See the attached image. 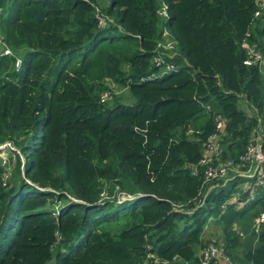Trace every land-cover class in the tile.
<instances>
[{
  "label": "trees",
  "instance_id": "trees-1",
  "mask_svg": "<svg viewBox=\"0 0 264 264\" xmlns=\"http://www.w3.org/2000/svg\"><path fill=\"white\" fill-rule=\"evenodd\" d=\"M94 2L0 0V264H196L209 223L230 263L264 264V187L199 164L211 135L235 159L264 127V67L244 65L264 0H110L103 27ZM109 84L135 103L107 105Z\"/></svg>",
  "mask_w": 264,
  "mask_h": 264
},
{
  "label": "built area",
  "instance_id": "built-area-1",
  "mask_svg": "<svg viewBox=\"0 0 264 264\" xmlns=\"http://www.w3.org/2000/svg\"><path fill=\"white\" fill-rule=\"evenodd\" d=\"M157 15L160 18H166L165 9L161 7ZM257 14H254L256 17ZM95 17L98 27L106 26L111 23V20L102 12L95 9ZM3 47V45L0 43ZM167 47L170 49H167ZM4 49V47H3ZM170 51L168 53L167 51ZM173 46L171 42L168 41L166 33L163 31L161 33V41H159L154 48V56L152 58V64L155 67H158L161 72H169L173 70V67L164 63L163 57L171 58L173 56ZM247 58L244 61L245 66L256 65L259 69L264 67V59L259 55L258 52L254 51L251 48H247ZM2 55L9 56L10 52L8 50H3ZM20 62L19 60H15L14 68L17 70L19 68ZM107 95L103 94L100 97V102H103L106 99ZM221 129V122L216 121L215 123V131L218 132ZM8 150L13 152L14 149L8 143L0 145V156L1 153L4 154V150ZM204 158L199 162V164L204 165V169L202 171L203 174V183L210 182H218L221 181V184H225L228 180L233 178H240L244 180H251L253 186L264 187V176L261 174L260 166L264 164V143L262 142L260 134L257 132L253 133L249 139V144L246 147V150L243 154L239 155L237 158H230L221 160V148L219 146L218 136L216 134L211 135L205 145L204 148ZM1 159V158H0ZM1 164L4 165L6 163V159L0 160ZM241 186V185H239ZM242 186L244 189L249 188V183H243ZM132 197L124 194L117 193L116 194V203H121L126 200H130ZM231 200V202H233ZM240 205V204H239ZM264 221V215H259L257 218L253 220L252 230L257 232L259 226ZM230 264L228 256H226L222 250V248L211 243L205 244V246L198 252L197 254V263L196 264ZM155 264V263H154Z\"/></svg>",
  "mask_w": 264,
  "mask_h": 264
},
{
  "label": "rangeland",
  "instance_id": "rangeland-1",
  "mask_svg": "<svg viewBox=\"0 0 264 264\" xmlns=\"http://www.w3.org/2000/svg\"><path fill=\"white\" fill-rule=\"evenodd\" d=\"M94 5L96 6L95 9L99 10L100 12H103L105 13L106 10L108 9L109 5H110V0H94ZM208 1H211V0H208ZM264 4H261L260 7H263ZM115 13V12H113ZM258 16V15H257ZM256 16V17H257ZM109 20H113L114 18V14H111L110 17H108ZM255 18V17H254ZM3 48V47H2ZM167 49H169L167 47ZM3 50H7V49H2ZM170 50V49H169ZM167 51L168 53H170V51ZM2 53V52H1ZM108 97H107V105L109 106H113L115 104H120V105H132L135 103V98L125 89H121L113 84H109L108 85ZM241 108V110L244 111V113L247 115V116H254V112L250 109V107L245 104L243 102V100H240L239 101V106ZM259 128H264L263 126H259ZM257 128V130L255 131V133L257 132L258 134H260V129ZM262 130V129H261ZM12 151V150H11ZM5 152V151H4ZM6 157H8V154L5 152L4 154L1 153V156L0 158L2 160L6 159ZM0 159V160H1ZM228 181V180H227ZM226 181V182H227ZM225 182V183H226ZM241 189H244V187L242 186H239ZM238 186H237V189H240ZM103 195V194H102ZM236 230V229H235ZM220 233V230L217 226L215 225H209L204 229V236H205V239L204 241L207 242V241H212V242H215L217 245L220 244V240L219 238H216L214 235L218 236ZM245 235V234H244ZM244 235L240 236V240L241 242H244L245 241V238L243 239ZM246 236V235H245ZM244 250V244L242 243L241 244V247L239 249V253H238V257H241V253L240 251H243ZM231 261V260H230ZM46 264H54V259L53 257L51 258V260H49ZM179 264V263H178ZM231 264H233L231 262Z\"/></svg>",
  "mask_w": 264,
  "mask_h": 264
},
{
  "label": "crops",
  "instance_id": "crops-1",
  "mask_svg": "<svg viewBox=\"0 0 264 264\" xmlns=\"http://www.w3.org/2000/svg\"><path fill=\"white\" fill-rule=\"evenodd\" d=\"M216 238H219V236L220 235H218V236H216V235H214ZM205 239V236H203V240ZM220 264H222V263H220ZM231 264V263H230Z\"/></svg>",
  "mask_w": 264,
  "mask_h": 264
},
{
  "label": "water",
  "instance_id": "water-1",
  "mask_svg": "<svg viewBox=\"0 0 264 264\" xmlns=\"http://www.w3.org/2000/svg\"><path fill=\"white\" fill-rule=\"evenodd\" d=\"M2 49H3V48H2V46L0 45V53L2 52Z\"/></svg>",
  "mask_w": 264,
  "mask_h": 264
}]
</instances>
